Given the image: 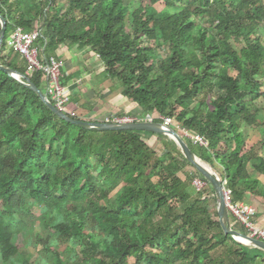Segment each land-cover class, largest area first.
<instances>
[{"label":"trees","instance_id":"trees-1","mask_svg":"<svg viewBox=\"0 0 264 264\" xmlns=\"http://www.w3.org/2000/svg\"><path fill=\"white\" fill-rule=\"evenodd\" d=\"M159 1L0 0L1 63L26 73L8 48L17 27L38 26L45 50L90 49L141 120L169 117L208 143L179 132L202 161L222 167L233 203L264 196L250 172L257 161L264 174V0H163L162 10ZM154 39L168 47L159 62L149 57ZM31 80L44 91L42 74ZM253 128L259 145L249 143ZM211 199L212 185L168 135L68 122L0 69V264H36L28 247L39 244L47 262L38 264H264V250L224 232ZM36 218L43 230L21 252L18 239Z\"/></svg>","mask_w":264,"mask_h":264},{"label":"crops","instance_id":"crops-1","mask_svg":"<svg viewBox=\"0 0 264 264\" xmlns=\"http://www.w3.org/2000/svg\"><path fill=\"white\" fill-rule=\"evenodd\" d=\"M44 53L63 62L61 79L71 95V102L65 108L67 113L83 120L100 122L107 115L114 113L115 109L117 110L114 114L122 110L131 112L138 109L132 102L122 101V88L103 75V63L90 49H80L77 45L67 43L56 49L44 50ZM11 54L13 58L16 53ZM115 86L119 89L112 88ZM127 105L130 107L128 110ZM247 196L248 194L246 199ZM257 212V223L264 225V209L259 207Z\"/></svg>","mask_w":264,"mask_h":264},{"label":"built area","instance_id":"built-area-1","mask_svg":"<svg viewBox=\"0 0 264 264\" xmlns=\"http://www.w3.org/2000/svg\"><path fill=\"white\" fill-rule=\"evenodd\" d=\"M40 39H44L41 43ZM48 41L43 35L42 30L37 26L31 31H27L22 27H17L8 39V48L15 53L20 54L26 64V74L32 76L35 73L42 74L44 81V93L48 98L54 102L58 107L65 110L66 106L71 102V95L69 88L62 82V67L63 62L53 56H46L44 50ZM119 118H125L128 116ZM118 117L107 116L105 120L108 122H131L139 120H121ZM145 120H153L147 118ZM164 124L171 126L172 119L164 118ZM184 134L190 138L195 144L208 146V143L197 134H192L184 129ZM225 180V193L228 201L229 212L233 217L248 231L249 235L264 240V225H259L256 221L257 209L246 202L233 203V192L227 187V180ZM194 185L198 190H201L206 182L202 179H195Z\"/></svg>","mask_w":264,"mask_h":264},{"label":"water","instance_id":"water-1","mask_svg":"<svg viewBox=\"0 0 264 264\" xmlns=\"http://www.w3.org/2000/svg\"><path fill=\"white\" fill-rule=\"evenodd\" d=\"M0 22L2 25L0 31V69L4 70L6 73L19 80L28 88L34 90L43 102L53 110L60 118L77 124L86 129L95 130H143L151 131L157 134H165L171 137L179 145L182 153L184 154L186 160L192 164L196 170L201 173L204 178L212 185L215 191V196L217 200V209L219 214L220 224L226 234H230L246 246H255L264 250V240L254 238L250 235L244 234L239 230L232 227L230 212L228 208V201L225 193V180L223 177L214 171L211 167L207 166L192 150L189 144L184 140L178 131H176L172 126H168L161 122H155L153 120H139L131 122H96L83 120L80 118H74L72 115L68 114L65 110L58 107L54 102H52L44 91L39 88L34 82H32L31 77L26 73L19 72L18 70L4 65L1 63L2 49L7 33V19L0 14Z\"/></svg>","mask_w":264,"mask_h":264},{"label":"rangeland","instance_id":"rangeland-1","mask_svg":"<svg viewBox=\"0 0 264 264\" xmlns=\"http://www.w3.org/2000/svg\"><path fill=\"white\" fill-rule=\"evenodd\" d=\"M125 3H131L132 0H124ZM164 2L163 0L159 1L157 4H156V7L159 9V10H162L164 8ZM155 41L152 42V52L149 53V57H151L155 62H159L161 61L162 59H164L168 53V47L167 45L165 44V42L161 39H154ZM264 82V79L262 80ZM114 85H116L114 83ZM112 88H117L116 86L115 87H112ZM119 89V88H117ZM116 90V89H115ZM263 90H264V86H263ZM118 92V90H117ZM121 99H122V96H121ZM122 101H124V99H122ZM127 110L130 109V107H128V105L126 106ZM108 109V108H107ZM117 109H115L113 112L115 113ZM108 111H111L108 109ZM112 113L111 115H107L108 117L109 116H115V117H118L116 116V114ZM131 113L134 114L133 116H128V117H125V118H119L121 120H126V119H140L143 118V113L142 111H140V109H134V110H131ZM150 117H148L149 119ZM151 118H153L151 116ZM260 120L261 121H264V109L262 110V112L260 113ZM107 117H104V120H106ZM147 119V118H146ZM179 132L182 134H184V129L183 128H180ZM263 138V133L261 132L260 129H257V128H253L251 131H250V134H249V143L250 144H257L259 145L261 139ZM155 139V138H154ZM151 144L155 147V148H158L159 150L161 149V146H159V141L157 140H152L151 141ZM264 154V151H259V158ZM207 166L211 167L214 171H216L217 173H219L221 176H222V172H223V169L222 167L217 163L216 164V167H213L211 164H209L208 162L206 161H203ZM259 162V161H258ZM257 164V161L255 162V165ZM254 165V166H255ZM254 166H252V168L250 169V172L252 174V176L254 177H257L261 180V186L260 187H264V174H260L258 172H256V170L254 169ZM211 202V205L213 207H216L217 208V200H213L211 199L210 200ZM246 203L250 204V205H253L255 208L257 207V209L259 210V207L264 209V196H261L259 194H253V193H248V196H247V199L245 201ZM231 217L233 218V215H231ZM236 220V219H234ZM43 230V227L40 223V221L36 218L34 221H32L31 225H30V228H29V231L26 232L25 235H21V237L18 239V246L21 248V252L27 247V242L29 240V237L35 235L36 236V233L37 232H40ZM36 239L38 240V236L36 237ZM35 239V242L37 241ZM42 247L41 244L37 245V246H30L28 247L29 249V252H28V255L29 257H31V260L32 261H36V264H38V262H47L46 258H44L43 255H40L39 256V253H38V249ZM65 247L63 246L62 249H64ZM25 254L21 253L18 257H17V261L19 262H22L24 259H25Z\"/></svg>","mask_w":264,"mask_h":264}]
</instances>
